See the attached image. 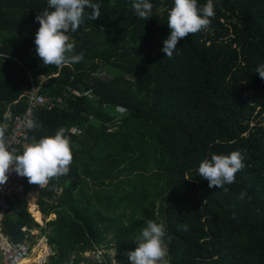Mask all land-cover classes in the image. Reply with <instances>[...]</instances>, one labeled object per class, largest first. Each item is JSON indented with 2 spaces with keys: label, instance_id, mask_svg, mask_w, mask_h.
Masks as SVG:
<instances>
[{
  "label": "trees",
  "instance_id": "trees-1",
  "mask_svg": "<svg viewBox=\"0 0 264 264\" xmlns=\"http://www.w3.org/2000/svg\"><path fill=\"white\" fill-rule=\"evenodd\" d=\"M92 2L101 16L68 33L83 59L57 68L36 55V16L48 0H0V52L23 65L0 57V124L6 111H23L14 102L24 67L35 82L48 74L40 92L62 103L35 116L27 143L63 127L73 150L68 174L35 201L44 219L56 218L38 225L22 199L2 228L41 229L52 250L45 264H97L86 254L113 244L130 264L148 220L164 225L167 264H264V0H213L210 25L171 58L162 49L174 0H150L148 20L133 0ZM235 150L245 167L229 192L210 188L199 164ZM35 186L26 178L24 196Z\"/></svg>",
  "mask_w": 264,
  "mask_h": 264
},
{
  "label": "clouds",
  "instance_id": "clouds-1",
  "mask_svg": "<svg viewBox=\"0 0 264 264\" xmlns=\"http://www.w3.org/2000/svg\"><path fill=\"white\" fill-rule=\"evenodd\" d=\"M132 8L140 19L148 20L151 17L150 0H133ZM85 9L91 11L86 14ZM100 16V5L92 0H48V8L36 16L40 25L35 36L36 55L44 65H55L57 68L80 62L84 54H74L75 43L70 41L68 33L76 32L85 18L94 21ZM214 16L213 0H207L202 7L197 0H174V7L167 14L171 34L162 49L166 57H172L181 39L207 28L211 23L210 18ZM256 72L264 79V63L257 66ZM10 118L9 110L4 113V120ZM25 126L29 130L40 127L31 118L26 119ZM6 130L7 124H0V186L7 183L11 171L27 177L30 184L39 185L40 188L46 187L53 178L68 174L73 150L63 127L54 135L38 139L33 137L32 142L24 145L21 153L9 145L5 137ZM244 159L241 150L227 155L212 154L210 159L205 158L199 164L198 174L209 181L210 188H222L228 193L229 189L225 185L235 182L237 172L245 167ZM246 195V191L242 190L237 199L243 201ZM165 235L162 223L148 220L134 239L135 249L126 254L131 264H167Z\"/></svg>",
  "mask_w": 264,
  "mask_h": 264
},
{
  "label": "built area",
  "instance_id": "built-area-1",
  "mask_svg": "<svg viewBox=\"0 0 264 264\" xmlns=\"http://www.w3.org/2000/svg\"><path fill=\"white\" fill-rule=\"evenodd\" d=\"M5 56L11 57L19 65L23 66L20 59L0 52V57ZM24 70L28 77V82L20 85L21 94L14 102V104H18L22 101L23 111L15 115L10 113L11 118L6 121L7 130L5 132L6 140L17 153H21L31 131L25 126L26 119H34L39 112L50 110L62 103L61 97H51L40 92L43 83L50 75L40 73L38 81L35 82L25 67ZM99 75H103V72ZM73 132L76 133V129ZM8 175L9 179L7 183L0 186V261L1 264H23L31 252L29 242H13L5 234L2 222L6 214L12 213V206L16 201L24 199L27 177L17 175L15 171H11Z\"/></svg>",
  "mask_w": 264,
  "mask_h": 264
},
{
  "label": "rangeland",
  "instance_id": "rangeland-1",
  "mask_svg": "<svg viewBox=\"0 0 264 264\" xmlns=\"http://www.w3.org/2000/svg\"><path fill=\"white\" fill-rule=\"evenodd\" d=\"M39 188L40 186H35V187H31L30 191L33 194V199H30L28 196V193L24 196V200H26L27 202V211L28 213H30L29 211V204H30V200L33 202V204H35V201L39 195ZM29 191V192H30ZM36 208L38 209L37 205L35 204ZM30 216L32 217L33 221H35L33 215L30 213ZM54 217H49L47 219L43 218V215H41V223H38V225L42 226V227H46V223L49 220H52ZM31 232H34V235H30L29 236V246L31 247V252L30 255L28 256V259L31 261L30 264H45L48 261L49 256L52 254V250L49 247L48 243H47V238L45 236L41 235V229L38 228H34L33 230H30ZM110 235L113 234V231L109 232ZM41 245V247H40ZM39 247V248H38ZM106 255H109L111 257V259L109 260ZM86 257L90 260V261H94L97 264H102L103 262H108L109 264H129V262L125 259H123L122 254L119 253V249L117 247L116 244H113L110 248L108 249H101L97 252H90L86 254ZM167 260V256L165 257ZM121 262V263H120ZM131 264V262H130Z\"/></svg>",
  "mask_w": 264,
  "mask_h": 264
},
{
  "label": "water",
  "instance_id": "water-1",
  "mask_svg": "<svg viewBox=\"0 0 264 264\" xmlns=\"http://www.w3.org/2000/svg\"><path fill=\"white\" fill-rule=\"evenodd\" d=\"M68 185V182H66V186ZM5 234L8 235L11 240L15 243L19 242H29V236L32 234L34 235V232H30L29 229L24 227L20 223H14L11 227L6 229Z\"/></svg>",
  "mask_w": 264,
  "mask_h": 264
},
{
  "label": "bare ground",
  "instance_id": "bare-ground-1",
  "mask_svg": "<svg viewBox=\"0 0 264 264\" xmlns=\"http://www.w3.org/2000/svg\"><path fill=\"white\" fill-rule=\"evenodd\" d=\"M30 199H33V193L29 194L28 196ZM29 211L30 213L33 215L34 219L36 222L41 223V215L40 212L38 211V209L36 208L35 204H33V202L30 200V204H29ZM41 247V245H40ZM39 248V247H38ZM31 261L27 258L26 260H24L23 264H30Z\"/></svg>",
  "mask_w": 264,
  "mask_h": 264
},
{
  "label": "crops",
  "instance_id": "crops-1",
  "mask_svg": "<svg viewBox=\"0 0 264 264\" xmlns=\"http://www.w3.org/2000/svg\"><path fill=\"white\" fill-rule=\"evenodd\" d=\"M29 194H32V193H31V191H30V192H28V195H29ZM33 194H34V193H33ZM40 215H42V214L40 213ZM50 216H51V217H54L53 219H55V218H56V215H54V214H52V215H50ZM0 264H1V261H0Z\"/></svg>",
  "mask_w": 264,
  "mask_h": 264
}]
</instances>
